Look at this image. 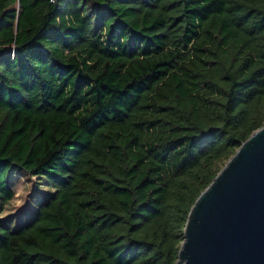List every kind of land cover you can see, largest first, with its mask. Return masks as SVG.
Segmentation results:
<instances>
[{"label": "trees", "instance_id": "1", "mask_svg": "<svg viewBox=\"0 0 264 264\" xmlns=\"http://www.w3.org/2000/svg\"><path fill=\"white\" fill-rule=\"evenodd\" d=\"M262 126L264 0H0V264H176Z\"/></svg>", "mask_w": 264, "mask_h": 264}, {"label": "water", "instance_id": "2", "mask_svg": "<svg viewBox=\"0 0 264 264\" xmlns=\"http://www.w3.org/2000/svg\"><path fill=\"white\" fill-rule=\"evenodd\" d=\"M176 264H264V126L197 198Z\"/></svg>", "mask_w": 264, "mask_h": 264}, {"label": "rangeland", "instance_id": "3", "mask_svg": "<svg viewBox=\"0 0 264 264\" xmlns=\"http://www.w3.org/2000/svg\"><path fill=\"white\" fill-rule=\"evenodd\" d=\"M10 181L15 191V195L6 206L2 218L15 215L21 207L26 205L32 195L31 183L25 177H22L21 175H13Z\"/></svg>", "mask_w": 264, "mask_h": 264}]
</instances>
